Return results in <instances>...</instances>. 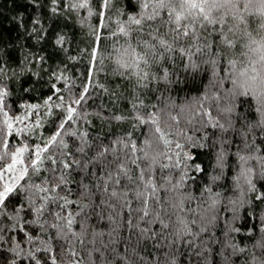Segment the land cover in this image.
Instances as JSON below:
<instances>
[{
    "label": "trees",
    "instance_id": "1",
    "mask_svg": "<svg viewBox=\"0 0 264 264\" xmlns=\"http://www.w3.org/2000/svg\"><path fill=\"white\" fill-rule=\"evenodd\" d=\"M140 10V0H108L107 7L104 0H0V68L3 69L0 89L8 93L0 106V155L4 156L0 169L11 162V153L23 145L29 149L36 145L43 147L66 120L68 106L76 109L73 120L64 125L62 133L67 147L49 149L57 163L51 165L46 159L40 172L33 173L29 169L24 180L19 181L23 191L18 188V194L6 201L7 215L0 216V264H12L13 259L15 264H36L35 260L26 259L30 253H35L40 264H52L46 248L52 249L56 264H71L73 257L67 254L66 248L76 249L77 258H82L81 264H125L120 258L125 254V247L128 248V264H259L260 259H264V247L258 246L264 245V199H256L257 193H264V178L253 175L256 191H249L240 173L242 167L248 166L258 171L257 161L252 159L242 165L239 160L241 155L247 156L252 151L246 144L259 146L260 151L253 155H264L261 142L264 127L258 123L264 119V113L255 111V101L241 104L238 100L232 113L221 114L230 103L227 96L231 87L226 78L221 79L227 71L223 59L212 63L205 56L186 60L178 53H172L171 58L164 53L157 59L150 57L148 65H140L148 73L146 81L140 80L132 69L121 67L131 62L125 53L128 43L136 47L138 40L149 39L147 23L138 35V26L129 21ZM249 22L248 30L255 36L260 31V18H250ZM163 23L160 20L153 25L160 28L161 34L164 33ZM121 25L129 30V36L120 33ZM60 37L63 41L57 43ZM187 43L184 41L185 46ZM136 51L140 52V48ZM193 63L196 67H192ZM85 88V100L74 104ZM216 93L221 97L218 104L221 112L217 111L215 101L201 99ZM200 103L205 104V109L211 108V120L196 115L197 110L203 111L198 109ZM33 105L36 107H31ZM157 109L163 110L159 113L160 127L175 133L168 137L173 141L168 147L156 142L153 125L141 124L133 118L139 114L147 121L148 114ZM164 112L178 115L179 124L166 122ZM117 116L124 119L116 120ZM216 121L224 125V129L212 126ZM8 123L12 124L11 129ZM121 139L125 142L130 139L137 149L145 139L153 143L154 150H150L149 155L170 165L163 170L154 168L158 185L168 180L175 185L184 177L175 196L183 198L185 212L177 211L175 216L189 222L192 235L175 242V218L169 219L161 212L168 229L161 230L155 219L151 224L141 222V228L148 227L157 233L154 238L141 240L136 229H130L126 223L129 218L126 209L122 210L118 204L115 210L106 207L116 201L103 191L104 169L114 170L115 166L108 163L112 155L98 158V153ZM176 142L182 145L183 151L175 148ZM5 143L7 149L3 147ZM81 147L83 153L77 152ZM116 147L117 155L130 151L125 148L121 152L118 144ZM162 151L168 152L172 160L159 156ZM220 154H223L222 164L217 159ZM30 155V152L24 154L25 163H29ZM89 158L98 162L93 164ZM72 160L78 161V165L64 169L60 163ZM185 162L189 167H184ZM137 163L144 168L147 162L139 160ZM194 165H200L202 171H194ZM53 167L57 169V176L64 175L66 183L55 193H40V196L66 197L75 203H68L62 210L63 200L49 201L37 215L34 209L42 201L32 195L35 189L28 185L41 184V177H45L47 186H53L58 182L52 180ZM128 167L135 182L136 167L130 163ZM12 174L6 173L5 178L9 179ZM125 183L121 179V186ZM164 187L169 185L164 183ZM209 188L211 191L207 190ZM26 196L34 203L29 204ZM159 196L163 203L164 198L171 199L173 193L161 190ZM19 204L26 208L17 215ZM83 204L88 207L81 211L79 205ZM136 207V201H132V208ZM57 212L61 217L73 214L71 228H64L59 235L50 227L65 223L50 215ZM116 212L120 213L119 217ZM131 215L135 225L139 213L133 211ZM193 219L196 225H191ZM114 227H117L114 236L118 238L116 251H105L100 241L107 244L108 234ZM93 238L96 243H89ZM186 240L191 242L185 243ZM94 248H100L103 257ZM137 254L144 260L138 259ZM254 256L258 258L255 261Z\"/></svg>",
    "mask_w": 264,
    "mask_h": 264
},
{
    "label": "snow or ice",
    "instance_id": "2",
    "mask_svg": "<svg viewBox=\"0 0 264 264\" xmlns=\"http://www.w3.org/2000/svg\"><path fill=\"white\" fill-rule=\"evenodd\" d=\"M107 4L108 0H104V7H107ZM140 9V12L136 16L130 17L129 21L131 24L138 26V35L140 32L144 31V25L147 23V35L149 39L138 40L136 42V47H133L131 43L126 41V43H128V48L125 49V53L131 58V62L124 63L121 67L132 69L140 80L146 81L148 79V73L145 72L140 65H148L150 57L157 59L164 53H167L169 58H171L172 53H178L181 59L186 60H191L193 56L197 55L208 57L209 61L212 63H216L217 59H223L226 62L227 71L225 72V76L221 79L226 78L231 85L227 96L230 100L229 105L221 112L218 106L221 97L218 93L213 94L211 97L204 96L201 99L204 102L215 101L217 103V111L221 112V114L232 113L238 106V100L241 104H247L249 100H253L257 104L255 111L257 113H264V0H140ZM254 17L260 18V31H258L255 36L252 31L248 30L251 26L249 22L250 18ZM160 20L164 21L162 24L164 28L163 34H161L159 27L153 26L155 22ZM119 31L126 37L130 34L129 30L123 25L120 26ZM253 31L256 30L253 29ZM153 33L156 34L153 35ZM213 37H215V39H212ZM62 41L63 37H60L57 43H61ZM184 41L188 42L187 46L184 45ZM174 45L179 46L176 47ZM137 47L140 48V52L136 51ZM213 48H215L214 51L212 50ZM192 67H196L195 63L192 64ZM136 69H139V71H135ZM0 74H3L2 68H0ZM86 94L87 88L83 90V94L79 99L74 100L73 103L79 105L85 100ZM7 95L8 93L6 90L0 89V106L3 105L4 97ZM49 100H51V97H49ZM142 103L141 101V104ZM31 107L34 108L36 106L33 105ZM133 107L135 108L137 105H133ZM198 109H203V111L197 110V116L206 117L208 120L212 119L210 107L205 109V104L200 103ZM161 111L163 110L157 109V112L149 113V119L147 121L139 114L134 115L133 118L141 124L150 123L153 125L156 142L159 145L168 147L173 144V141L168 137L175 135V133L171 131L166 132L160 127L159 113ZM181 111L183 110L181 109ZM75 113L76 109L69 105L66 120H64L51 137L45 141L43 147L36 145L33 149H29L27 145H23L16 149L15 152L11 153V162L0 169V216L7 215L6 201L9 200V197L18 194V188L20 191H23V189L20 188L19 181L24 180L28 175L29 169H31L33 173L40 172V166L43 165L46 159L51 165L57 163L56 158L49 153V149H63L67 147L62 139V133L65 131L64 125L73 120V115ZM5 115L7 114L5 113ZM164 116L166 117V122L171 121L174 124H179L180 122L178 115H171L169 112H164ZM16 119L23 122L20 117ZM115 119L121 120L124 119V117L117 116ZM258 123L261 127H264V119L260 120ZM212 126L224 129V125L219 124L218 121ZM8 128H12L11 123H8ZM8 135H11L10 131ZM181 135H183V133H181ZM261 142L264 143V140ZM117 144L120 146L121 152H123L125 148L130 149V151L124 153L123 156L117 155ZM174 146L183 151V147L179 142H176ZM3 147L7 149V143H5ZM245 147L252 151L247 156L241 155L239 157L241 164L247 165L250 160L256 159L258 171L254 170L251 166L246 168L242 167L240 177L243 178L249 191L255 192L256 187L252 177L253 175H257L259 178H264V155H253V153H258L260 151L258 145L246 144ZM150 150H154L153 143L147 139L141 142V147L139 149H137L136 144L130 139H128L127 142H125L124 139L115 141L111 148L104 147L101 149L98 153V158L112 155L113 159L108 163L115 166L114 170L104 169V171H106V179L104 181L103 191L107 194L108 198L116 201V204L108 203L106 207L115 210L118 204L122 210L126 209L129 214L126 223L130 229H136L139 239L141 240L145 238H154L157 235L155 231H152L148 227L141 228L139 226L141 222L151 224L152 219H155L159 222L161 230L168 229L169 225L164 222V219H162L160 215L161 212H163L165 217L169 219L175 218V242H179L185 236L192 235L189 222L175 216L177 211L180 213L185 212L183 198L175 196L181 184L184 183V177H181V180L175 185H172L170 180L158 185L154 176V168L159 167L163 170L164 168L170 167V165L161 163L156 156H150ZM83 151L84 149L82 147L77 149V152L83 153ZM29 152L31 153L29 163H25L24 154ZM137 152H139L140 155H137ZM45 153H49V155L45 156ZM69 155L71 154L69 153ZM158 155L168 161L172 160V156L166 151H162ZM185 156L187 157V153H185ZM3 159L4 156L0 155V161ZM89 159H92L93 164L98 162L97 159ZM217 159L218 162L222 164L223 154L218 155ZM139 160L147 162L144 168H141L140 164L137 163ZM125 161H128V163L136 167L137 173L135 182H133L128 163H125ZM60 163L64 169H68L73 165H78V161L75 160L71 162L60 161ZM184 167H189L186 162ZM192 167L196 172L202 171L200 165H194ZM17 169L19 170L18 177L12 176L9 179L5 178L6 173H12ZM56 173L57 169L53 167L52 180L58 182L51 187L47 186L48 179L45 177H41V184L28 185L29 188L35 189L32 195L42 201L41 204L34 209L37 215L44 211L49 201L54 203L57 200H63L64 203L60 205L62 210L68 203H75L68 201L66 197H58L55 195L40 196V193H55L58 188L66 183L64 175L61 173L57 176ZM184 175L187 176V173ZM121 179L126 182L124 186H121ZM164 183H167L169 187L165 188ZM109 185H111V189ZM129 189H131V193ZM161 190L166 193H173L171 199L165 197L163 203H161V197L159 196ZM207 190L211 191L210 188ZM25 199L29 201V204L34 203L30 197L26 196ZM256 199H264V193H257ZM132 201H136L137 203L135 209L132 208ZM165 205H167V207H165ZM79 207L81 211H83L88 205L83 204L79 205ZM25 208L26 206L24 204H19L16 208L17 215L20 211L25 210ZM170 209L172 211H170ZM133 211L139 213L135 225L133 224L131 215ZM76 214L78 215L79 213ZM50 215H53V218L57 221L60 219L65 221L64 225H50V227L57 230L58 235L64 228H71L73 214L68 213L66 216L61 217V214L57 212ZM119 216L120 213L116 212V217ZM109 220H113L111 215L109 216ZM190 223L191 225H196V220L193 219ZM41 227H43V225H41ZM0 230H2V228H0ZM81 231H84L83 228H81ZM116 232L117 227H114L112 232L108 234L109 242L107 244L102 240L100 241V245L105 251H116L115 245L118 242V238L114 236ZM72 235L77 236L76 233H72ZM95 235L96 234H93L94 237ZM77 238L79 237L77 236ZM28 239L31 238L28 237ZM79 242L81 245L84 244L83 240H79ZM172 242L173 241H170V243ZM190 242L191 241H185V243ZM89 243L95 244V238L89 241ZM258 246L264 247V245L259 244ZM93 250L100 252L103 257V252H101L100 248H94ZM37 251H39V249H37ZM45 251L49 252L52 264H56L55 256L52 255V249L46 248ZM65 251L68 255L73 257L71 264H81L82 258H77L79 254L75 248H66ZM238 251L243 252L244 249H239ZM18 254L19 253H17V255ZM133 254H135L134 250ZM88 255L91 257V252H89ZM127 257L128 248L125 247V254L120 257L122 261H125V264H128ZM28 258L35 260L36 264H40V261L36 259L35 253H30L26 259ZM137 258L144 260V257L138 256V254ZM4 259L7 261L8 257ZM257 259L258 258L255 256L253 257V261ZM12 264H15L14 259L12 260ZM259 264H264V259H260Z\"/></svg>",
    "mask_w": 264,
    "mask_h": 264
},
{
    "label": "rangeland",
    "instance_id": "3",
    "mask_svg": "<svg viewBox=\"0 0 264 264\" xmlns=\"http://www.w3.org/2000/svg\"><path fill=\"white\" fill-rule=\"evenodd\" d=\"M18 175H19V170L18 169L14 170L12 176L18 177Z\"/></svg>",
    "mask_w": 264,
    "mask_h": 264
}]
</instances>
